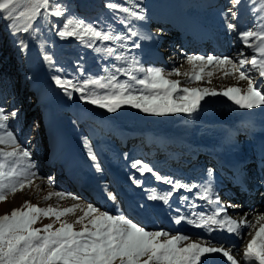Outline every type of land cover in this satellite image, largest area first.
Masks as SVG:
<instances>
[{"label": "snow or ice", "instance_id": "obj_1", "mask_svg": "<svg viewBox=\"0 0 264 264\" xmlns=\"http://www.w3.org/2000/svg\"><path fill=\"white\" fill-rule=\"evenodd\" d=\"M251 2L261 5L258 10L252 9L254 14L264 13V0ZM228 4L229 7L223 13L224 24L236 34L245 48L251 50L252 55H246L243 50L235 56L186 55V62L192 66V72L181 73L174 68L167 75L165 69L145 67L138 56L129 54L131 49L141 47L140 41L152 39L151 35L142 34L134 23L148 19L146 10L141 6L142 0H125L124 3L108 0L105 4L116 21L124 26L123 31H115L112 26L102 27L75 15H66L67 6L57 0H0V19L6 22L22 51H27L29 45L20 34L36 39L40 24L52 23V18L56 17L63 18L56 32L60 38L76 37L97 53L112 58L114 63L104 69L105 75L80 81L60 75L53 77L55 84L69 98H72L73 92H77L81 101L98 105L108 112H116L122 105H130L155 115L184 113L191 116L202 110L201 102L206 97L216 96L226 97L239 109L264 108V15H259L252 27L241 30L233 21L239 19L245 0H228ZM121 13L124 15L121 16ZM96 41L104 46H97ZM43 59L49 66H54L51 55L45 53ZM217 67L223 69L225 77L236 76L238 72L236 78L247 80V88L217 90L182 87L180 80L169 78L171 75H183L188 77V83H195L202 81L205 74L211 77V69ZM120 76L125 79L121 80ZM207 83H211V80ZM96 89L104 91L98 92ZM18 114L19 109L0 105V202L6 201L9 194L14 195L26 187H32L38 176L34 171L35 162L31 151L19 142L10 124V121L18 118ZM88 155L92 161L97 160L90 148ZM131 166L141 175L151 173L157 181L170 186L162 194L153 190L148 197L150 200L168 204L174 191L184 189L213 206L210 214L202 211L192 212L190 216L179 214L173 218L174 224L184 222L202 228L209 234L220 231L241 235L242 229H249L247 234L252 239L244 247L242 258L245 264H264V214L259 215L255 223L247 219V213L240 220L228 215V209L238 205H225L221 200L214 189V169L206 170L207 180L203 183L184 184L162 176L143 161H134ZM96 167L99 170V164ZM40 179L43 181L44 178ZM133 180L137 185L143 183L135 177ZM36 188L37 191L42 190L40 185H36ZM52 196L77 202L61 208L51 205L40 207L25 201L21 207L0 216V264H209L207 257L211 254H221L230 264H240L222 243L220 247L212 246L211 240L203 244L184 243L190 241L189 236L172 234L162 228L149 230L122 212L112 214L101 211L92 203H80L81 198L75 194L50 192L44 200ZM107 198L113 202L117 199L115 193H107ZM188 199L187 196L180 197L182 202ZM191 207L196 205L193 203ZM77 211L81 214L74 221L62 219L69 215L76 216ZM177 212L180 210L177 209ZM43 218L52 222L40 228L35 227ZM57 223L59 227H56ZM76 225H80V228L77 229ZM256 225H259L258 229ZM251 229H256L255 235H252Z\"/></svg>", "mask_w": 264, "mask_h": 264}, {"label": "rangeland", "instance_id": "obj_2", "mask_svg": "<svg viewBox=\"0 0 264 264\" xmlns=\"http://www.w3.org/2000/svg\"><path fill=\"white\" fill-rule=\"evenodd\" d=\"M150 1L151 0H142V4L146 5ZM181 1H183L186 6L189 5L190 7H188L190 10L194 7L192 5L199 3V0H191L190 2H187V0ZM57 2L67 6L68 12L66 15H75L87 22H93L102 27L112 26L115 31L124 30V26L116 21L111 10L105 7L108 0H57ZM116 2L124 3L125 0H116ZM170 7L175 11L180 9L178 3H172ZM228 7V0H217V6L212 8L208 3V6L205 5L202 10L210 14L212 20H215L217 16L223 17V13L226 12ZM260 7L261 5L259 3L253 4L251 0H245V6L240 10L239 19L233 22L237 23L238 28L241 30L252 27L253 23L258 19V16L264 15V13H253V8L258 10ZM193 13L197 14L195 11ZM120 15L123 16L124 14L121 13ZM157 16L160 20L159 22H152L150 16L147 15L148 19L142 21V25L135 21L134 23L142 34L152 36V39L148 41L153 42L156 48L160 47L161 49L162 46L170 43L169 46L163 49H166L167 52L169 50L170 56L161 51V55L163 54V59H165L164 64H161V62L148 64L146 59L143 58V52L147 50V47L142 42H140L141 47L139 49L133 48L129 54L138 56L140 62L145 67L165 69V75L172 72L174 68L179 69L180 72L183 70L184 72L182 73H191L192 66L186 62L185 56L191 55L192 53H182V49L176 46V43L171 41L173 42L171 44V42L166 39L167 37L165 36L167 35H164V33H167L165 30L168 29L161 26L160 23L163 22V20L164 22L171 21V19L161 14ZM188 18L194 20V17L190 16ZM62 23L63 18L56 17L52 18V23H41L40 32L37 34L36 39L30 38L27 34H20L21 38L25 39L29 45L27 51H22L7 28L6 22L0 19V105L8 109H19L18 118L14 121H10V124L16 135L20 132L24 133L25 137H23V141L25 140L26 147L32 153V160L35 162V170H41L42 166L47 162L49 164L48 167H54L56 165L62 168L65 166L67 167L70 159H78L77 156L80 155L87 161V165L93 168L95 173L101 177V181L110 185V190L113 191V193L121 195L120 198L122 200V195L130 199L133 205L138 210H141L142 214H145L143 217H145L146 221L149 219L148 221H151L153 226L159 228L160 221L147 211L149 205L146 199H144L145 194L135 191L137 184L134 182L133 177L139 179L142 175L131 166L132 163L134 161H143L149 164L150 167H158L157 169L160 170V167H162L159 165L160 160H166L172 163L170 153H168L167 156L161 157L159 160V151L161 149L160 142L164 141L168 143V141H171V137H173L174 139L171 141V144L175 143V145H178L180 140H184L187 142L184 143V151H189L191 145V149H194L200 137L198 125L194 123L197 118L202 119L212 117L213 115L218 116L219 114H223L227 109H231L237 114L234 123L238 126L242 125L241 127L246 129L245 127L247 124L257 126L259 123H262V125H264V108L252 110L239 109L231 101V104L228 105L229 107L222 103H210L211 107H208L209 111L200 112V110L191 116L184 113L161 116L145 113L130 105H122L116 112H108L105 108H100L98 105L85 102L99 111L97 115H94L89 110L82 109L75 105V99L77 98L80 100L79 93L73 92L72 98H69L67 94L55 84L53 77L60 75L67 79L80 81L88 77L105 75L104 69L114 63V61L110 57H105L103 54L97 53L94 48L88 47L86 43L81 42L76 37L60 38L56 32ZM53 25L56 26L54 27ZM222 29L223 34L227 38L226 42L229 45L232 44V55L238 54L241 50L248 56L252 55L251 50L245 48L234 32L235 36L231 35L232 32L229 31L226 26ZM206 32L212 35L213 30L208 28ZM95 43L97 46H104L100 41H96ZM129 44H131V41H129ZM172 49H176L177 51ZM45 53L52 56L55 62L54 66H49L43 59ZM182 54L185 56L180 57ZM193 54L203 55L196 51H194ZM159 60H161V58H159ZM35 67H38L39 71H35ZM57 69H62L63 71H58ZM207 70L208 69H206V71ZM211 70L213 71V69ZM169 78L180 80L182 87H204L207 85L210 88L223 90L228 87L246 89L248 86L247 80L246 82L234 80L231 75L225 77L224 74L217 71H213L211 77L204 75L202 81H197L195 83H188V77L183 75H171ZM183 78L187 79L183 81ZM120 79L123 80L125 77L120 76ZM208 80H211V83H207ZM96 91L103 92L104 90L96 89ZM201 103L203 107L204 104H206L205 101ZM258 128H261V126L258 125ZM61 129H63L68 137L69 142L66 146L56 142L58 139V132ZM164 133H168V135L171 136L168 138L169 140H167V138V141L165 140V135L163 136ZM248 134L249 133H237V137L235 135L231 136L227 138V141L230 144L232 143L231 145L234 144L235 150L239 152L253 150L259 146V142H255L254 146V139H251L252 141L249 140L250 137ZM157 136L162 141H156L155 138ZM23 141L21 140L20 143L22 144ZM52 147L57 149L54 150L57 153L54 159L51 154L53 151ZM89 148L96 154V161H92L89 157ZM154 148L159 149L154 151ZM195 154V152H192L193 156H195ZM199 163H196L195 166L192 165L191 168L198 166ZM206 163L207 162L201 163L203 164L201 173H207V171H204L205 167L207 169L210 168ZM96 164H99V170ZM163 164L165 163L163 162ZM167 165L173 170H183L187 175L193 174L190 170L187 172V169H182V166L179 167L175 164ZM163 169L165 171L168 170L166 168ZM71 171L66 170V174L69 173L71 177L76 176L73 172L71 173ZM185 172H183V174H185ZM163 173L165 172L163 171ZM177 175L180 177L182 176L181 172ZM143 176L145 175L143 174ZM43 178L53 186L56 185V182L51 183V178H47L46 174H44ZM65 187V189H68V186ZM69 190L72 191V188H69ZM139 190H141V188ZM9 198L8 196L6 201L0 202V216L10 213L12 209L15 208L13 200H10L12 201L10 202ZM23 204L24 202L19 207ZM141 205L143 207H141ZM144 209L147 213L144 212ZM118 212L125 214L126 210L124 208H118L117 214ZM50 222H52L50 219L43 218L35 227L40 228L44 224ZM56 227H59L58 223ZM76 228L79 229L80 225H76ZM248 241L249 240L246 242L248 243ZM226 259V257H223L222 261L230 264Z\"/></svg>", "mask_w": 264, "mask_h": 264}, {"label": "bare ground", "instance_id": "obj_3", "mask_svg": "<svg viewBox=\"0 0 264 264\" xmlns=\"http://www.w3.org/2000/svg\"><path fill=\"white\" fill-rule=\"evenodd\" d=\"M190 1L191 0H187V2ZM172 3H178L180 5V9L178 11L172 10L170 7ZM208 3L212 8L217 6V0H199V3L192 5L194 7L190 10V6H186L181 0H151L146 5L142 4V7L146 10L147 15L150 16V20L152 22L160 21L157 16L159 14L164 17H170L171 21L164 22L163 20L160 25L168 29L165 30L167 33H164V35H167L165 36L167 37L166 39H168L169 42L173 41L176 43V46L182 49V53L193 54L194 51H196L203 55L212 54L217 56H235L232 55V44L229 45L226 42L227 38L223 34L222 28H225L223 17L217 16L215 20H212L210 14L202 10L205 5L208 6ZM192 10L197 12V14H194V11ZM186 15L188 17H194V20L189 19ZM138 23L141 24L142 21ZM208 28L213 30L212 35L207 34L206 29ZM231 35L235 36L236 34L234 35L232 32ZM140 42L145 44L147 47V50L143 52V58L146 59L148 64H156L157 62L164 64L165 59H163L164 57L163 54L161 55V51L170 56L169 50L168 52L166 49L163 50L167 44L162 46L160 49V47L156 48V45L151 41L142 40ZM173 42H171V44ZM172 50L177 51L176 49ZM183 56L185 55L182 54L180 57ZM159 58H161V60H159ZM38 67L34 68L35 71H39ZM213 71L223 74V69L220 67L213 69ZM182 72L184 71L182 70L181 73ZM237 76L238 72L236 76L231 75L234 80H238L236 78ZM186 79L187 78H183L182 80L184 81ZM241 81L246 82V80ZM204 87L208 86L206 85ZM205 103L206 104H204V107L200 112L209 111L208 107H211L210 103H222L225 104V106H228L231 104V101L225 97L216 96L206 98ZM236 117L237 114L234 111L227 109L223 114H219L218 116L213 115L212 117H206L202 119L197 118L194 123L198 125L200 137L194 146V149H191V145L189 147V151H184L183 149L184 143H187L184 140H180L179 144L175 145V143L171 144V141H173L174 138L169 136L168 133L163 134V136L165 135V140L166 138L169 140L168 138L171 137V141H168V143L160 140L158 135L155 138L156 141H162L160 142L161 149L159 151V160L161 157L167 156V154L170 153L172 163H169L166 160H160L159 165L162 167H160V170L157 169L158 167H155L154 169L162 176L171 177L172 179L180 181L184 184H201L207 180V173H201L203 170V164H199L197 167L193 168V170L190 169L191 164L199 163V159L203 158L208 162L209 166L216 168L215 171L218 170L217 172H221L223 175L221 177V175L214 173L213 181V184L215 185L214 189L219 194L221 200L225 201V205L228 203L238 205V207L229 208L228 215L232 216L236 220H240L241 217L247 213V219L255 223L256 218L259 215L264 214V165H262V156H264V125L259 123L258 125L261 126V128H258V125L252 126L247 124L245 127L246 129H244L241 127L242 125L238 126L234 123V119ZM237 133H249V140L254 139V146L255 142L257 143L258 141L259 146L253 150L251 149L240 152L235 150V145H231L232 143L230 144L227 141V138L234 135L237 137ZM23 137H25L24 133L20 132L17 135L19 142H21V140L23 141ZM56 142L63 144L64 146L68 145V137L63 129L58 132V139ZM22 145L26 147L25 140L22 142ZM52 148L53 151L51 154L52 158L54 159L57 154L54 150L57 149H54V147ZM158 149L159 148H154L153 150L155 151ZM192 152L196 153L195 156L192 155ZM182 156L191 161V164L188 166L183 164ZM77 158L78 159H70L67 167L65 166L66 168H62L61 166L57 165L54 167H48L49 164L47 162L42 166L41 170L34 169V171L38 173V176L35 179L32 187H26L23 191H18L14 195L9 194L8 196L11 198H9V201L13 200L15 208L19 207L25 201H31L32 204L39 205L40 207H47L51 205L54 207L59 206L63 208L71 206L77 201H73L72 199L60 200L56 196H52L51 199L45 201L44 197L50 192L72 193L81 198L79 201L80 203H92L101 211H108L112 214H117L118 208H124L126 210L125 214L128 218L138 222L140 225L145 226L149 230H158L162 228L172 232V234L182 233L189 236L190 241H185L184 243L198 242L203 244L206 241L211 240L213 241L212 246L214 247H220L222 243L223 247L228 249L231 254L240 262V264H245L242 258V253L244 247L247 245L246 241H250L252 239V236L247 234L249 229H242L241 235L229 234L227 232L220 231H215L209 234L202 228H196L184 222L179 225L174 224L173 218L179 214L190 216L192 212L202 211L210 214L213 211L212 205L208 204L206 201L198 199L192 192H187L184 189L174 191L168 204H165L160 200L153 201L148 198L152 194L153 190H155L157 194H162L163 192L169 190L170 186L157 181L151 173H144L145 176L142 175L139 178L143 181V183L137 185V187H135V191L143 192L145 194L144 199H146L149 205L147 211L150 212V215H153V217L160 221L159 228H157L151 224V221H148L149 219L146 221L145 217H143L145 214H142V211L138 210L133 205L132 201L125 196L122 195V200L120 198L121 195L115 193L117 197L115 202L108 199L107 193H113V191L110 190V185L101 181V177L95 173L93 168H90L89 165H87L88 163L85 159H83L80 155H78ZM163 162L165 164H163ZM167 164H175L179 167L182 166V169H187V172L190 170L193 172V174L191 173L192 175H187L185 171L179 170L178 168V170L170 169ZM163 168L168 170L165 171ZM66 170H72L71 173L73 172L76 176L71 177L69 173L66 174ZM163 171L165 173H163ZM204 171L206 172V169H204ZM177 172H181L182 176H178ZM183 172H185V174H183ZM237 172L241 175L246 174V178L250 180V184L245 185L238 181L236 178ZM44 174H46L47 178H51V183L56 182L57 186H53L45 179L41 181L40 177H43ZM36 185H40L42 190L37 191ZM65 186H68V189H65ZM69 188H72V191L69 190ZM140 188L141 190H139ZM227 188H231L233 192L226 191ZM181 196L189 197L188 201L182 202L180 200ZM193 203L196 205V207H191ZM177 209L180 210L179 213L177 212ZM144 212H146L145 209ZM80 214L81 213L77 211L76 216L69 215L67 217H63V219H67L69 222H72ZM192 218L195 219V217ZM258 228L259 225H256V229ZM256 229L250 230L252 235H255ZM203 259L204 258L202 257V260ZM207 259L209 260V264H227V262L222 261L223 257L221 254H211L207 257Z\"/></svg>", "mask_w": 264, "mask_h": 264}, {"label": "water", "instance_id": "obj_4", "mask_svg": "<svg viewBox=\"0 0 264 264\" xmlns=\"http://www.w3.org/2000/svg\"><path fill=\"white\" fill-rule=\"evenodd\" d=\"M75 103H76V105L79 106V107H82V108L88 109V110L92 111L94 114H98V111H97L94 107L90 106L89 104H87V103H85V102L80 101V100L77 99V98L75 99Z\"/></svg>", "mask_w": 264, "mask_h": 264}]
</instances>
